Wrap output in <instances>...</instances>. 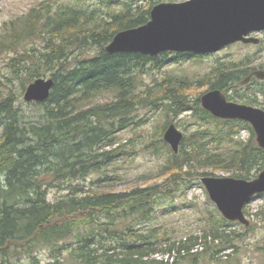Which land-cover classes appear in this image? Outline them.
Segmentation results:
<instances>
[{
	"label": "trees",
	"instance_id": "16d2710c",
	"mask_svg": "<svg viewBox=\"0 0 264 264\" xmlns=\"http://www.w3.org/2000/svg\"><path fill=\"white\" fill-rule=\"evenodd\" d=\"M85 1L66 0L59 5L40 1L6 24L0 34V49L40 38L41 48H31L32 53L21 59L24 63L29 59L22 66L29 70L27 82L46 71L54 80L49 97L36 102L43 112L39 124L26 127L12 100L0 99V118L4 121L0 133V176L4 175L0 180V264L19 250L31 255L35 245L49 247L52 255L70 248V254L82 264H147L144 257L163 249L162 242L153 231L143 232L136 226L150 219L165 198L175 197V187L183 178L212 175L197 171L212 167L232 171V177L252 179L264 168V149L258 146L248 122L214 117L200 107L199 98L188 100V91L196 80L171 77L178 82L166 79L158 83L157 92L149 85L142 84L141 88L139 75L147 62L159 69L167 63L170 51L151 56L104 50L118 31L147 22L154 0H107L110 10L105 12L98 5L85 7ZM93 47L98 48L95 54L71 56L74 49ZM259 68H264V62L255 65L249 57L238 67L218 62L201 81L208 89L225 92L227 99L246 98L264 109V100L259 101L264 97V81L251 93H238L235 85ZM252 80L256 81L254 77ZM230 90L234 94H228ZM105 95V102L97 101ZM160 104L167 115L177 117L189 110L200 122L183 135L177 153L163 142L168 151L163 174L170 181L169 187L136 185L115 192L97 190L92 183L87 188L73 183L92 174H96L95 184L110 179V162L121 145L117 144L118 133L138 123L141 108L155 109ZM169 122L160 128V134ZM240 127L250 131L245 142L235 138ZM225 145L230 150H225ZM161 149L157 147L156 152ZM52 187L68 192L50 202L47 196ZM243 212L248 213L245 209ZM258 214L263 215L264 209ZM225 222L232 221L221 216L210 221L212 238L222 245L231 240V233L220 230ZM207 237L189 236L177 244V251L197 250L206 245ZM68 239L74 244L65 243ZM172 244L164 249L170 251ZM102 245H106L105 250L99 252ZM51 264H59V260Z\"/></svg>",
	"mask_w": 264,
	"mask_h": 264
},
{
	"label": "rangeland",
	"instance_id": "374dc122",
	"mask_svg": "<svg viewBox=\"0 0 264 264\" xmlns=\"http://www.w3.org/2000/svg\"><path fill=\"white\" fill-rule=\"evenodd\" d=\"M43 0H0V34L4 31L6 24L12 20L25 14L30 7L37 5ZM50 3L59 5L66 2V0H48ZM123 1V0H121ZM144 2V0H141ZM185 0H154V4L159 2H181ZM100 6L102 11H108L107 0H86L84 6L90 8L91 6ZM115 6V4H114ZM112 8V7H111ZM149 20V19H148ZM147 20V21H148ZM253 37L260 39L259 44L236 42L221 48L220 50L209 54H190L170 52L167 55V63L159 69L154 68L152 63H148L143 68V74L139 75L141 79V88L149 85L153 91L158 90V83L164 80L171 82H178L171 77L193 79L194 83L188 91V100L194 101L206 90V85H203L201 78L203 75L210 73L221 62L225 67L241 66L246 57H249L253 64L258 65L264 62V30L254 32ZM42 40L40 38L25 41L15 47L0 49V99L10 98L13 107L18 110L21 122L29 127L31 124H39L43 120L42 107L35 101H25L23 94L28 83L27 78L29 70L22 67L24 63L22 57H28L31 48H41ZM98 51L97 47L88 50L74 49L71 55L72 58L95 54ZM180 55V56H178ZM232 64L234 66H232ZM238 66H236V65ZM264 70V68H259ZM17 71V75H16ZM251 72V71H250ZM249 72V73H250ZM17 76V77H16ZM50 77V72L46 71L43 76ZM246 76H243V79ZM256 81L251 79L246 84L235 85L239 88L238 93H251V90L257 83L264 81L254 76ZM169 79V80H168ZM198 80H200L198 82ZM26 81V85L23 84ZM33 81V80H32ZM181 81V80H180ZM263 83V82H262ZM186 84V83H185ZM225 94V92H223ZM237 93V92H236ZM228 94H234L232 90ZM101 96L97 99L99 102H105L108 97ZM230 101L245 103L259 107L257 104H251L245 99L236 97L235 99H228ZM264 97H260L259 101H263ZM169 100L166 99V102ZM262 107V106H260ZM139 120L133 127H128L118 133L120 149L117 152V157L110 162L109 175L111 176L105 183L95 184L93 180L96 179V174L87 176L79 180H74V184H80L100 190H111L115 192H125L135 187L136 185L144 186L147 184H158L160 186L169 187L170 181L166 180L163 172L164 164L167 160V149L163 146V142L171 150L170 146L163 140V132L160 134V128L167 121L174 123L183 135L192 132L200 124L198 120L191 116V111H185L177 117H172V114L167 115L163 110V105H159L155 109L148 107L141 108L138 111ZM3 120L0 118V133L2 130ZM168 123V124H169ZM167 124V125H168ZM166 125V126H167ZM165 130V129H164ZM254 133V131H253ZM251 136L248 128L240 127L238 135L235 138L241 141H246ZM255 138V133H254ZM212 147L213 143L209 144ZM117 146V145H115ZM161 147V152L157 153L156 148ZM223 146V145H222ZM180 149V144H179ZM225 150L230 148L225 145ZM179 151V150H178ZM173 153V151L171 150ZM198 172H211L210 176L232 177V171L212 169V167L198 168ZM0 180L4 179V175L0 176ZM187 176L182 179L179 186L175 187L177 192L173 199L165 198L159 204L156 212L142 224H137L136 228L143 232L153 231L155 236L162 242L161 248L151 252L144 257L147 264H264V214L257 215V213L264 209V192L256 194L244 205L246 218L249 220L248 225H243L240 222L232 221L222 223L220 230H224L225 234H230V241L227 245H222L219 239L212 238V219H217L219 216L223 217L217 210L215 204L210 200L208 194L200 182V175L193 174V178ZM185 180V181H184ZM191 182L189 186L188 182ZM91 183L93 185H91ZM166 187V188H167ZM165 188V189H166ZM67 189H59L57 187L49 188L48 200L54 202L58 198L67 193ZM224 218V217H223ZM127 232V230H124ZM207 235L206 245L194 248L190 253L184 250H178V243L189 236L203 237ZM74 244V240L68 239ZM60 244L62 242L59 241ZM173 243V244H172ZM59 244V245H60ZM71 244V243H70ZM70 244H68L70 246ZM172 244V249L169 251L167 245ZM96 245V244H95ZM101 244L97 245L100 246ZM93 246V245H92ZM106 245H102L99 252H104ZM225 247L223 250L222 248ZM229 246V247H228ZM68 248V247H67ZM16 249V248H15ZM206 249V252H205ZM221 250V251H219ZM198 252L197 256H192L193 252ZM219 251V252H218ZM26 254L19 250L16 254L10 253L8 260L2 264H51L59 260V264H82L81 261L70 254V248L62 250L59 255H52V251L47 246H34L31 252ZM37 258V262L33 258Z\"/></svg>",
	"mask_w": 264,
	"mask_h": 264
},
{
	"label": "water",
	"instance_id": "95a60500",
	"mask_svg": "<svg viewBox=\"0 0 264 264\" xmlns=\"http://www.w3.org/2000/svg\"><path fill=\"white\" fill-rule=\"evenodd\" d=\"M262 30L264 0L159 2L152 6L147 22L118 31L104 50L151 56L166 51L202 55L236 42L259 44L260 39L251 34ZM252 76L263 79L264 70H253L239 84L248 83ZM53 83L52 77L35 78L26 86L24 100H46ZM200 104L214 117L248 122L258 146L264 149V109L230 101L216 88L202 93ZM182 137L183 133L172 122L163 132V140L174 153L178 152ZM200 182L226 220L248 225L243 208L251 197L264 192V168L252 179L204 175Z\"/></svg>",
	"mask_w": 264,
	"mask_h": 264
},
{
	"label": "flooded vegetation",
	"instance_id": "af4514ba",
	"mask_svg": "<svg viewBox=\"0 0 264 264\" xmlns=\"http://www.w3.org/2000/svg\"><path fill=\"white\" fill-rule=\"evenodd\" d=\"M251 72H252V71H251ZM251 72H250V73H251ZM252 77H254V76H252Z\"/></svg>",
	"mask_w": 264,
	"mask_h": 264
}]
</instances>
